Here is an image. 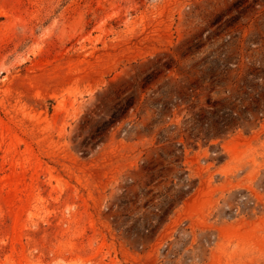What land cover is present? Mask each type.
Returning <instances> with one entry per match:
<instances>
[{
    "label": "rangeland",
    "instance_id": "374dc122",
    "mask_svg": "<svg viewBox=\"0 0 264 264\" xmlns=\"http://www.w3.org/2000/svg\"><path fill=\"white\" fill-rule=\"evenodd\" d=\"M0 264H264V0H0Z\"/></svg>",
    "mask_w": 264,
    "mask_h": 264
}]
</instances>
